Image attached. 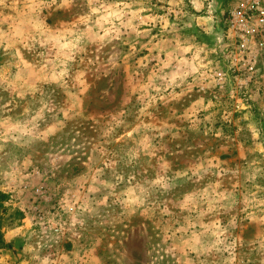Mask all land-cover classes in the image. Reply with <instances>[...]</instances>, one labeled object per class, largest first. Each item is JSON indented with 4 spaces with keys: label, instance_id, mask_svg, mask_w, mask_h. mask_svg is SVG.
Instances as JSON below:
<instances>
[{
    "label": "rangeland",
    "instance_id": "1",
    "mask_svg": "<svg viewBox=\"0 0 264 264\" xmlns=\"http://www.w3.org/2000/svg\"><path fill=\"white\" fill-rule=\"evenodd\" d=\"M240 1L0 0V264H264Z\"/></svg>",
    "mask_w": 264,
    "mask_h": 264
},
{
    "label": "built area",
    "instance_id": "2",
    "mask_svg": "<svg viewBox=\"0 0 264 264\" xmlns=\"http://www.w3.org/2000/svg\"><path fill=\"white\" fill-rule=\"evenodd\" d=\"M225 23L235 37L239 51L245 53L247 43L255 37L258 38L257 46L264 47V5L261 0H241L229 11ZM248 68L251 69L252 65Z\"/></svg>",
    "mask_w": 264,
    "mask_h": 264
},
{
    "label": "trees",
    "instance_id": "3",
    "mask_svg": "<svg viewBox=\"0 0 264 264\" xmlns=\"http://www.w3.org/2000/svg\"><path fill=\"white\" fill-rule=\"evenodd\" d=\"M0 247H2V241H1V238H0Z\"/></svg>",
    "mask_w": 264,
    "mask_h": 264
}]
</instances>
